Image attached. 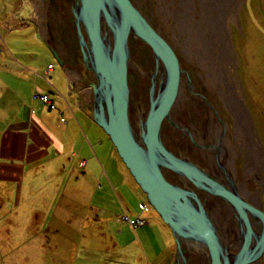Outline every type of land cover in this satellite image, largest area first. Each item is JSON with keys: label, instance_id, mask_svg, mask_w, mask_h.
Segmentation results:
<instances>
[{"label": "crops", "instance_id": "0c3cea01", "mask_svg": "<svg viewBox=\"0 0 264 264\" xmlns=\"http://www.w3.org/2000/svg\"><path fill=\"white\" fill-rule=\"evenodd\" d=\"M47 5L44 0L0 4V194L6 190L9 199L18 198L9 222H22L28 211V221L39 227L44 222L43 229L45 222H55L43 230L42 264H73L79 255L93 264H140L135 258L144 248L159 264L173 252L171 232L156 213L139 209L143 196L92 121L86 89L49 59L30 60V29L50 47L41 23ZM53 71L65 76L63 96L51 93L41 78ZM34 91L48 93L55 108L33 99ZM123 212L142 223L121 221Z\"/></svg>", "mask_w": 264, "mask_h": 264}, {"label": "water", "instance_id": "95a60500", "mask_svg": "<svg viewBox=\"0 0 264 264\" xmlns=\"http://www.w3.org/2000/svg\"><path fill=\"white\" fill-rule=\"evenodd\" d=\"M69 8L82 78L88 77L87 73L92 77L86 82L91 95L90 117L169 228L176 263L188 264L183 249L190 248L201 253L205 264L258 262L264 252L262 209L239 194L233 178L225 176L227 185L182 154H174L162 139L163 123L174 125L170 113L182 78L191 90L190 78L174 48L132 0H73ZM130 37L147 46L154 61L147 108L138 113L136 125L130 117ZM49 48L58 64L66 68L58 51ZM191 93L206 101L202 94ZM168 172L194 189L186 182L179 185L169 180ZM195 190L229 206L236 220V239H228L222 232Z\"/></svg>", "mask_w": 264, "mask_h": 264}, {"label": "rangeland", "instance_id": "374dc122", "mask_svg": "<svg viewBox=\"0 0 264 264\" xmlns=\"http://www.w3.org/2000/svg\"><path fill=\"white\" fill-rule=\"evenodd\" d=\"M5 1L9 2V0H0V4H5ZM132 1L176 51L181 66L186 70L188 76H190V83L191 85L193 84L192 91L202 94L207 101L203 100L200 96H195V94L193 96L192 94L190 95V91L188 92V89H186L182 81L181 88L183 89L184 95H181L178 101H176L170 117L177 125L188 126L191 124L193 131H191V138L194 142L185 136L179 128L165 121L162 126V139L164 143L174 154L180 153L191 161L194 159L202 163L207 168L211 167L210 161L215 167V163L218 165V159L221 160L222 158L213 159V154L204 149L203 144L210 142L214 148L216 147L217 151L220 148L223 149V146H225L226 150L228 149L230 153L226 165H228L231 175L240 187L241 194H239L242 197L244 196L246 200L254 202L264 212V0H235L236 4L233 11L228 10L221 20V35L223 37L221 42L226 54L227 76L232 84L233 93L244 111V117L249 131L246 138L241 137V134L240 136L235 134V122L232 113L218 94V85L216 83H212L214 86L208 84L209 81L207 78L209 80L214 79L220 67L219 64H216L215 60L214 62L212 60V58H215V54H212V57L208 61L203 55L201 56L205 50L203 46H209L208 36L210 34V30L204 24L205 22L201 20V14L202 16L205 15V12L202 11L203 1H189L191 14L186 13L187 17L185 16L184 24L181 25L178 22L180 27L173 20V16L163 14L161 7H159V0ZM44 8L43 11H45ZM163 9L166 12L164 7ZM0 11L2 12V10ZM159 12L162 13L160 14ZM180 21H183L181 15ZM32 33L33 30L30 29V60L35 59L39 63L46 64L49 59L55 70H59L62 73V67L55 60L50 48L33 37ZM73 33L75 35V30ZM2 34L0 31L1 37ZM55 35L58 38L57 44L62 49L63 41L67 40L69 36H67L68 34H64L63 31L56 32ZM1 37L0 46L2 47ZM53 48L56 49V47ZM129 48L132 58L128 72L130 117L133 124L136 125L138 113L143 112L147 108L149 78L154 68V61L150 49L140 41L130 37ZM208 69L210 71L207 73ZM38 70L42 72L43 68ZM54 73L53 71L50 77L41 78L45 80L51 93H57L58 97H60L66 94L67 83L65 76L56 77ZM70 85H72L71 82ZM86 89L88 93L85 95L90 99L91 95L88 87ZM61 92L63 93L61 94ZM35 94L42 93L34 91L33 99H35ZM36 99L42 106H45L40 98ZM88 108L90 109V105ZM192 120L195 125L192 123ZM202 126L205 127L204 130L207 128L204 134L205 138L196 128ZM248 148L257 150L259 160L262 163L261 167L257 160H253L254 158L249 155ZM168 173L170 174V172ZM131 179L143 196L141 201L138 202L139 209L142 211L150 210V212L156 213L148 204L144 193H142L132 177ZM17 200L16 194L13 195V198L10 197L9 199L6 190L4 191V195L0 194V264H42L40 242L43 241L41 237L45 235L43 230L48 225H54L55 222H45L46 227L43 229L44 222H40L39 227L38 222L28 221V219L30 220V211L26 212L24 218H22V222H9V219H12L10 215H16L15 203ZM142 203L146 205L147 209L144 210L141 207ZM223 205L227 207L230 217L236 224V220L229 206L225 203ZM211 209L212 214L217 217L215 219L217 223L224 224L225 222L219 220V213L224 212L225 209L216 205L212 206ZM122 215H124V212L119 215V219ZM220 216L222 215L220 214ZM127 217L129 219L138 218H130L128 215ZM230 217L228 216L227 219H231ZM223 229L225 233H230L228 230L226 231L225 227ZM237 233L236 225V230L233 231L231 229L228 239H236ZM38 234H41V236H38ZM129 234L130 237H135L132 228ZM152 247L150 244L149 248ZM173 247L172 254L159 260V264H176L174 255L175 244ZM142 251L143 253H140L135 260L140 261V264H155V260H151L150 258L152 251L145 250V248ZM146 251L147 253L145 255L144 252ZM188 251L192 256L194 255L193 260L195 263L197 261L199 264H205L204 257L198 255L201 253L195 252L193 248ZM183 253L188 259L187 250L183 249ZM81 262L93 264L91 260H85L82 255H79L74 263L81 264ZM97 264L107 263L97 262ZM131 264L138 263L132 262ZM251 264H264V252L258 262L254 260Z\"/></svg>", "mask_w": 264, "mask_h": 264}, {"label": "flooded vegetation", "instance_id": "af4514ba", "mask_svg": "<svg viewBox=\"0 0 264 264\" xmlns=\"http://www.w3.org/2000/svg\"><path fill=\"white\" fill-rule=\"evenodd\" d=\"M37 1H39V0H37ZM44 1L48 3V5H47L48 8L45 7V6L42 7V10L45 7L44 8L45 11H44V15H43V17L45 19H43L41 21V23H42V26H43L44 30L47 33V34L46 33L45 34L49 37V41L51 42L50 45L52 47H56V50L58 51L59 56L64 60V66L66 67L67 75L68 76H74V77L77 76L76 78H78L80 80V82L82 83L83 87L86 89V87H87V83H86L87 79L92 78V77H91V75L89 73H87L88 77L83 79L82 75H81V70H82V67L80 65L81 57H80V54H79L76 37H75V35L73 33L75 29L73 27L71 12H70V8H69V3L71 1H73V0H44ZM38 8L40 10V8H41L40 5L38 6ZM59 31L60 32L63 31L64 34H68L67 36H69L67 40L63 41L62 49L58 46V44H57V39L58 38H56V36H55V33L56 32L58 33ZM182 81H183L186 89H188V92L190 91L189 93L191 95L192 94L191 90L193 89V84L191 85V83H190L191 90H189V86L186 83L185 79L182 80ZM182 81H180L181 84H180L179 91H180V89H182L181 88L182 87ZM190 82H191V80H190ZM85 92H86L85 94L88 93L87 89L85 90ZM192 96H193V94H192ZM195 96H197V95H195ZM174 105H175V103H174ZM172 110H173V107H172ZM192 123L195 125L193 120H192ZM173 126L179 128L185 134V136H187L190 140H193L191 138L192 137L191 124L187 126V125H179V124L177 125V124L174 123ZM194 128H195V126H194ZM196 128L199 130L198 132L202 133V135L204 137V134L206 133V131H207L206 129L207 128L205 130H204V128H205L204 126H202L200 128L199 127H196ZM193 142H194V140H193ZM197 145H200V144H197ZM203 146H204V149H206L209 153L213 154V159L214 158H219V157H221L222 159L221 160L218 159V165L215 163V167L213 166L212 162L210 161L209 162V163H211V167L210 168L205 167L202 163H199L198 161H196L194 159H192L193 162H195L199 166L203 167L208 173L214 175L215 177L220 178L227 185H229V183L226 180L225 176H229V177L233 178V180H234V177L231 175L230 170L228 169L229 168L228 165H226L227 159L230 157L229 150L228 149L226 150L225 146H223L224 147L223 149L220 148V150L217 151L216 147L214 148L212 143H210V142L207 143V144H203ZM216 151H217V153H216ZM212 154H211V156H212ZM167 178L169 180H171V181H174V182L178 183L179 185H182L183 183L186 182V181L182 180L179 176L171 174V173L167 174ZM234 182L236 184L238 192L241 194V192L239 190L240 187H239V185H237L236 180H234ZM186 184L194 189V187L190 183L186 182ZM195 191H196L197 195L199 196L200 200L205 203L209 213L211 214V216L213 217L214 220L217 219V217H215L212 214L211 207L216 205V206H218L220 208H224L225 209L224 212L219 213V220L221 222H225V223L224 224L223 223L222 224L221 223L218 224L217 221L215 220V222L217 223V225L219 226V228L222 230L223 233L225 232L224 229H223L224 227L226 228V231L228 230L230 233H231V229L233 231L236 230V224L234 223V221L230 217V213H229L227 207H225L223 205L224 201H222L221 199H219V198H217V197H215V196H213V195H211L209 193H206V192H204L202 190H195ZM251 203H253L255 205L254 202H251ZM220 214L222 216H220ZM228 216L231 219H227ZM230 233H227V235L230 236ZM187 255H188V264H199L197 261H196V263L194 262V260H193L194 255L192 256L189 251H187ZM175 263H176V260H175ZM249 264H251V263H249Z\"/></svg>", "mask_w": 264, "mask_h": 264}, {"label": "bare ground", "instance_id": "6f19581e", "mask_svg": "<svg viewBox=\"0 0 264 264\" xmlns=\"http://www.w3.org/2000/svg\"><path fill=\"white\" fill-rule=\"evenodd\" d=\"M189 1L191 2L192 0H159V7H161V11L163 12L164 15L166 14L169 16H173L174 18L173 20H175V22L177 23L179 22L182 25L184 24L186 13L187 12L190 13V2ZM202 1L204 3L203 6L201 5L203 9L202 11L205 12V15L202 16L201 14V20L205 22L204 24H206V28L210 30V34L208 36L209 46L205 47L201 45L205 48L204 54H201V56L203 55L205 59L208 61L212 57V54H215V58H212V60L213 62L215 60L216 64L217 65L219 64V67H220L219 72L214 79L209 80L207 78V80L209 81L208 84L210 85L212 83L213 84L216 83V85H218L217 87L218 94L221 96L222 100L226 103L228 109L232 113V116L235 122V134L237 136H240L241 134V137L243 136L244 138H246V136L249 134V131H248V127L246 124V119L244 117V111L239 101L236 99L235 94L233 93L231 82L228 80L227 67H226V63H227L226 54L222 47V42H221L223 38L221 35V32H222L221 20L223 16L226 15L225 13L228 10L233 11L236 1L235 0H202ZM201 6H200V9H201ZM163 7L166 9L167 13L163 9ZM162 12H159V13L161 14ZM180 15L183 21H180ZM179 23H178V26L180 27ZM209 71L210 70L208 69L207 73ZM181 95H184L183 89H180V92L178 93V97L176 101H178V98ZM248 150H249V155L254 158L252 159L255 161L257 160L259 166L261 167L262 163L259 160L257 150L253 148H248ZM226 236L229 237L227 234ZM198 255H201V254H198Z\"/></svg>", "mask_w": 264, "mask_h": 264}, {"label": "built area", "instance_id": "2783aa9c", "mask_svg": "<svg viewBox=\"0 0 264 264\" xmlns=\"http://www.w3.org/2000/svg\"><path fill=\"white\" fill-rule=\"evenodd\" d=\"M50 67H51V65H48V66H47L46 72L44 73L45 75H47V70H48ZM34 98H40L41 101H42L45 105H47L49 109H54V108H55V106H54V104H53V102H52V100H51V98H50V96H49L48 93L35 94V95H34ZM141 207H142L144 210L147 209L146 205L143 204V203L141 204ZM120 219H121L122 221H127V222H128L129 224H131V225H138V224H141V223H142L141 220H140L139 218L129 219V218L127 217V215H125V214L122 215V216L120 217Z\"/></svg>", "mask_w": 264, "mask_h": 264}]
</instances>
